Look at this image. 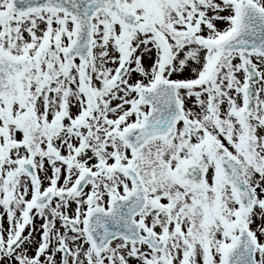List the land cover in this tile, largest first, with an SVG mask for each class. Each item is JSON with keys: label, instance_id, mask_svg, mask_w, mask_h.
Here are the masks:
<instances>
[{"label": "snow or ice", "instance_id": "snow-or-ice-1", "mask_svg": "<svg viewBox=\"0 0 264 264\" xmlns=\"http://www.w3.org/2000/svg\"><path fill=\"white\" fill-rule=\"evenodd\" d=\"M0 264H264V0H0Z\"/></svg>", "mask_w": 264, "mask_h": 264}]
</instances>
